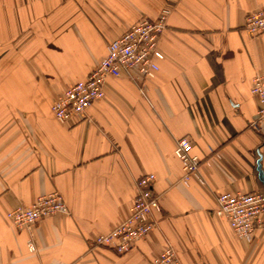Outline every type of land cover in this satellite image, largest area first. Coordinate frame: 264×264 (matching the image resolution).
I'll use <instances>...</instances> for the list:
<instances>
[{"label":"crops","instance_id":"crops-1","mask_svg":"<svg viewBox=\"0 0 264 264\" xmlns=\"http://www.w3.org/2000/svg\"><path fill=\"white\" fill-rule=\"evenodd\" d=\"M264 0H0V264H154L167 242L181 264H264V229L247 242L216 213L221 192H264V127L251 122L264 33L247 16ZM168 10L153 78L111 76L86 119L52 105L86 79L110 41ZM187 136L199 177L184 182ZM260 154V155H259ZM153 173L157 227L130 251L94 245L131 214ZM59 192L68 211L16 227L8 213ZM264 216V215H263ZM32 242L35 250L31 251Z\"/></svg>","mask_w":264,"mask_h":264},{"label":"built area","instance_id":"built-area-1","mask_svg":"<svg viewBox=\"0 0 264 264\" xmlns=\"http://www.w3.org/2000/svg\"><path fill=\"white\" fill-rule=\"evenodd\" d=\"M168 13V10H163L155 20L141 18L125 33L110 41L106 57L93 68L90 75L68 87L52 105L54 117L61 122L88 118L89 107L106 95V81L111 76L129 72L140 81L153 78L160 69L159 61L165 57L159 45L167 27ZM244 28L251 35L264 33V7L247 16ZM251 93L258 102L251 126L260 130L264 127V74L254 77ZM192 150L193 142L189 137L184 136L177 141L174 152L182 162L185 183L199 177L200 158ZM155 179L153 173L137 179V195L131 206V214L110 232L96 237L94 245L107 246L123 254L157 227L154 213L159 212L161 207L154 194ZM67 211L68 205L63 196L54 191L40 196L29 206L11 210L8 216L16 227H31L44 217ZM216 213L229 221L237 236L250 242L256 229H264V192H221L218 194ZM29 248L35 250L32 242ZM154 264H181L172 243L167 242V247Z\"/></svg>","mask_w":264,"mask_h":264},{"label":"water","instance_id":"water-1","mask_svg":"<svg viewBox=\"0 0 264 264\" xmlns=\"http://www.w3.org/2000/svg\"><path fill=\"white\" fill-rule=\"evenodd\" d=\"M256 169H257V172H258V177H259L260 181L264 185V169H263V166H262V163H261V159H258Z\"/></svg>","mask_w":264,"mask_h":264},{"label":"trees","instance_id":"trees-1","mask_svg":"<svg viewBox=\"0 0 264 264\" xmlns=\"http://www.w3.org/2000/svg\"><path fill=\"white\" fill-rule=\"evenodd\" d=\"M260 155V154H259Z\"/></svg>","mask_w":264,"mask_h":264}]
</instances>
